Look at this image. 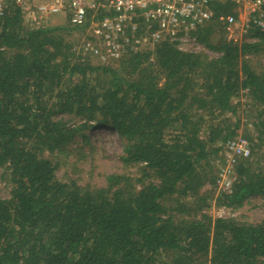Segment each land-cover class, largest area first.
Returning a JSON list of instances; mask_svg holds the SVG:
<instances>
[{
    "label": "trees",
    "instance_id": "obj_1",
    "mask_svg": "<svg viewBox=\"0 0 264 264\" xmlns=\"http://www.w3.org/2000/svg\"><path fill=\"white\" fill-rule=\"evenodd\" d=\"M214 28L197 36L215 58L162 43L93 66L71 50L69 28H28L9 8L0 18V169L10 186L0 199V264H264V219L241 223L204 211L201 190L216 179L210 157L237 132L205 117L234 114L231 100L243 89L262 109L257 117L264 113V67L251 60L264 34L255 32L251 44L223 36L214 44ZM91 74L99 86L89 88ZM255 128V142L245 136L252 154L264 150V120ZM99 129L117 134L121 161L139 166L140 177L114 173L91 187L58 179L59 155ZM252 154L217 205L264 202V168L255 169Z\"/></svg>",
    "mask_w": 264,
    "mask_h": 264
},
{
    "label": "built area",
    "instance_id": "obj_2",
    "mask_svg": "<svg viewBox=\"0 0 264 264\" xmlns=\"http://www.w3.org/2000/svg\"><path fill=\"white\" fill-rule=\"evenodd\" d=\"M215 6L231 11L217 14ZM10 7L23 14L31 29L64 20L77 33L71 50L91 65H113L130 54L151 53L162 43L182 53L203 54L206 47L197 35L212 24L227 43L251 44L258 40L257 32L264 34V0H0V18ZM240 92L248 95L246 89ZM217 147L215 186L230 194L236 166L251 157L252 146L246 137L235 136ZM211 209L213 219L233 217L227 206Z\"/></svg>",
    "mask_w": 264,
    "mask_h": 264
},
{
    "label": "rangeland",
    "instance_id": "obj_3",
    "mask_svg": "<svg viewBox=\"0 0 264 264\" xmlns=\"http://www.w3.org/2000/svg\"><path fill=\"white\" fill-rule=\"evenodd\" d=\"M67 27L64 20H51L48 21L44 28L53 27ZM213 32L210 35L211 43H216L222 36L221 29L216 27L212 29ZM77 33L71 32L67 34V39L71 40ZM255 56L251 57L254 67L259 70L264 67V40L263 47ZM207 52L203 55L208 58H215L216 53L209 49H205ZM92 63L93 66L97 64ZM78 78V77H77ZM75 80V79H74ZM90 87H97L102 82L94 74H91L87 78ZM71 82H68L70 84ZM231 105L235 107V113H225L218 115L215 112L211 116L205 117L206 125L212 124L214 127L219 125L226 131H231L234 128L237 129L235 136H248L251 137L252 142H255L256 128L255 125L259 123V119L264 120V113L258 118V114L262 112L259 106H256L252 99L248 95H244L241 92L233 97ZM209 131L205 127L201 132V138L205 139ZM87 138L82 139L80 137L75 138L72 145L68 149V154L59 155L58 161L60 163L59 169L56 171V176L60 180H73L82 187L91 186H104L105 177L110 174H124L129 177L139 178L140 171L139 166L125 165L121 161L122 145L119 141V137L115 132H109L108 130L99 129L94 131H85ZM233 136V137H235ZM247 138V137H246ZM248 139V138H247ZM249 140V139H248ZM218 144V143H217ZM252 146V145H251ZM218 153L210 157V165L212 166V175L216 174V167L218 165ZM253 163L255 169L264 168V150H258L253 148ZM215 173V174H214ZM216 177V176H215ZM215 182V181H214ZM10 186L5 177L3 176V170L0 169V199L9 198ZM201 193L209 197L207 205L210 207L205 208L207 215H214L211 207H219L218 197L221 193L217 191V185L214 186L207 182L204 185ZM194 206V205H193ZM230 208L232 219L241 222L255 224L264 219V202L258 197H249L245 199L239 206H227Z\"/></svg>",
    "mask_w": 264,
    "mask_h": 264
}]
</instances>
